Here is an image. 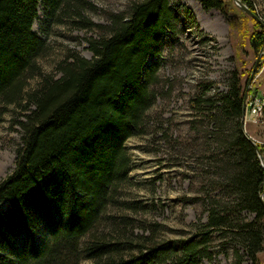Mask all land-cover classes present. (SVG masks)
Instances as JSON below:
<instances>
[{
    "label": "trees",
    "instance_id": "obj_1",
    "mask_svg": "<svg viewBox=\"0 0 264 264\" xmlns=\"http://www.w3.org/2000/svg\"><path fill=\"white\" fill-rule=\"evenodd\" d=\"M180 1L133 0L100 25L85 16L84 0H0V121L19 107L15 122L23 133L15 168L0 181V204L7 203L0 212V264H200L215 241L228 240L251 264H262L264 168L243 131L244 78L252 71L245 68L230 74L227 93L212 94L214 84L203 83L191 99L192 123L198 132L206 127L203 137L195 132L194 143L207 152L210 166L207 223L175 245L156 243L153 235L129 239L114 224L102 230L131 170L126 143L155 105L161 55L179 44L184 21L200 31ZM199 1L225 17L233 8L232 0ZM241 2L258 14L252 0ZM242 16V36L258 57L264 25ZM67 19L96 33L88 39L93 57L68 51L57 77L39 64L49 48L34 24L46 31ZM259 148L264 156V145ZM41 230L50 245L37 241Z\"/></svg>",
    "mask_w": 264,
    "mask_h": 264
},
{
    "label": "rangeland",
    "instance_id": "obj_2",
    "mask_svg": "<svg viewBox=\"0 0 264 264\" xmlns=\"http://www.w3.org/2000/svg\"><path fill=\"white\" fill-rule=\"evenodd\" d=\"M84 1L87 4L85 16L96 24L106 25L110 14L124 13L133 0ZM180 2L192 12L200 31L184 21L179 44L174 50L164 49L159 79L153 86L155 105L147 112L141 132L126 143L131 158L129 177L118 187L102 226L104 232H109L113 224L120 226L129 239L153 235L156 243L171 245L186 239L193 229L207 223L204 203L211 189L206 185L205 172L210 166L207 165V152L194 143L195 132L203 137L202 130L206 127L198 132V126L192 123L195 114L191 99L198 94L199 85L213 83L212 94L227 93L230 74L236 69L253 71L261 56L252 86L256 84L251 86L248 94H264V48L256 57L239 26L242 14H248L235 0H232L233 8L228 17L218 10H205L199 0ZM252 2L264 25V0ZM40 16L43 18L42 7ZM34 31L47 41L49 51L39 61L47 74L60 76L57 65L68 51L87 59L93 57L88 39L96 33L74 27L70 19L62 25L51 23L46 31L37 22ZM250 77L251 74L245 77L244 82L248 80L249 83ZM34 86L35 81L31 80L30 87ZM20 113L19 107H10L0 121V181L16 165L23 136L21 127L15 122ZM243 131L258 147L264 145V122L246 121L244 116ZM210 137L208 135V140ZM6 207V202L1 203L0 212ZM243 215L249 220L254 218L253 214ZM49 240L46 231L38 233L39 243L50 245ZM211 247L209 257L202 258L200 264H251L243 248L235 242L215 241ZM260 260L264 264V252L260 254Z\"/></svg>",
    "mask_w": 264,
    "mask_h": 264
},
{
    "label": "built area",
    "instance_id": "obj_3",
    "mask_svg": "<svg viewBox=\"0 0 264 264\" xmlns=\"http://www.w3.org/2000/svg\"><path fill=\"white\" fill-rule=\"evenodd\" d=\"M246 121L264 122V94L249 93L246 99Z\"/></svg>",
    "mask_w": 264,
    "mask_h": 264
},
{
    "label": "water",
    "instance_id": "obj_4",
    "mask_svg": "<svg viewBox=\"0 0 264 264\" xmlns=\"http://www.w3.org/2000/svg\"><path fill=\"white\" fill-rule=\"evenodd\" d=\"M237 6L242 10L244 11L245 13H247L248 15H250L251 17H253L254 19H256L258 22H261L260 18L254 14L247 6H245L241 0H235ZM262 23V22H261ZM260 58L261 56H259V58L257 59V63L255 64V67L251 73V77H250V80H249V83H248V86H247V89L244 93V107H243V120H244V116H245V112H246V99H247V96H248V92L252 86V83H253V80H254V76L256 74V69H257V66H258V63L260 61ZM253 145L255 146V148L258 150V154H259V159H260V162L262 164V167L264 168V157L262 156L260 150H259V147L258 145L253 141L251 140ZM262 200L264 202V193L262 195Z\"/></svg>",
    "mask_w": 264,
    "mask_h": 264
}]
</instances>
